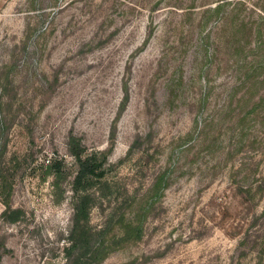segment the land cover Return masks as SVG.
Wrapping results in <instances>:
<instances>
[{"label":"rangeland","instance_id":"obj_1","mask_svg":"<svg viewBox=\"0 0 264 264\" xmlns=\"http://www.w3.org/2000/svg\"><path fill=\"white\" fill-rule=\"evenodd\" d=\"M70 136L107 156L99 264H264V0H0V264H64Z\"/></svg>","mask_w":264,"mask_h":264},{"label":"trees","instance_id":"obj_2","mask_svg":"<svg viewBox=\"0 0 264 264\" xmlns=\"http://www.w3.org/2000/svg\"><path fill=\"white\" fill-rule=\"evenodd\" d=\"M69 152L74 157L76 170L70 181L72 216L71 226L66 236L63 253L64 264H99L113 249L115 237L110 241L104 227L96 228L90 222V212L95 204L96 194L109 188L110 184L103 177L108 169L107 156L103 151H88L79 137L70 136ZM40 182L50 178V184L55 195V201H60L66 191L65 182L71 176L70 170L61 159L52 158L45 163L39 172H30ZM6 187V186H5ZM3 186V190L5 188ZM5 209L0 216L9 222H15L22 216V210L12 209L7 200L3 201ZM122 219L120 222L122 224ZM124 228L121 241L135 232L139 237L138 223L129 221L122 225ZM1 259V252H0Z\"/></svg>","mask_w":264,"mask_h":264}]
</instances>
